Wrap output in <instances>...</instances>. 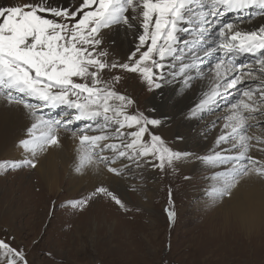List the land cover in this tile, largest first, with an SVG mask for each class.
<instances>
[{
  "label": "snow or ice",
  "instance_id": "obj_1",
  "mask_svg": "<svg viewBox=\"0 0 264 264\" xmlns=\"http://www.w3.org/2000/svg\"><path fill=\"white\" fill-rule=\"evenodd\" d=\"M121 34L132 39L118 54ZM132 76L153 96L174 85L177 106L196 97L179 114L207 121L208 150L170 142L163 134L170 118L155 104L141 110L121 90ZM9 121L21 134L19 156L0 162L6 172L36 169L43 155L71 142L72 171L93 179L63 202L73 215L99 200L125 215L140 212L127 193L141 190L143 173H175L187 163L203 166L218 185L210 206L229 205L247 182L264 184V0L0 4V124ZM168 196L172 205L171 188ZM165 214L173 226L175 210ZM15 240L11 233L0 238V264H31Z\"/></svg>",
  "mask_w": 264,
  "mask_h": 264
},
{
  "label": "rangeland",
  "instance_id": "obj_2",
  "mask_svg": "<svg viewBox=\"0 0 264 264\" xmlns=\"http://www.w3.org/2000/svg\"><path fill=\"white\" fill-rule=\"evenodd\" d=\"M170 87L157 95L167 105L159 111L172 118ZM121 90L130 93L141 110L153 98L134 76L122 82ZM204 123L181 124L167 139L178 147L185 143L187 150L200 151L212 138L211 134L202 138ZM177 134L183 141L176 140ZM34 170L0 169V238L15 235L14 244L27 247L31 264H264V214L258 230L240 234L231 216L226 220L221 207L210 206L212 188L218 185L201 165L183 164L175 173L146 170L141 190L127 193L130 206L141 211L127 215L105 200L73 215L62 207L63 202L86 192L89 185L78 178L80 190L72 195L74 189L69 186L51 193L43 190ZM169 206L176 212L171 227L165 214ZM48 251L54 259L45 255Z\"/></svg>",
  "mask_w": 264,
  "mask_h": 264
},
{
  "label": "bare ground",
  "instance_id": "obj_3",
  "mask_svg": "<svg viewBox=\"0 0 264 264\" xmlns=\"http://www.w3.org/2000/svg\"><path fill=\"white\" fill-rule=\"evenodd\" d=\"M0 4H8V3H4L3 0H0ZM120 39L122 41V45L121 48L117 50L118 54H122L124 51H127V48L129 46V41L132 39V37L129 35L128 37L125 38L123 34H121ZM170 86L171 87L168 90L169 93L168 97L172 101L171 102L173 104L172 108H174V110L172 108L171 109L175 112L174 113L175 117L170 118L168 117L169 115L166 114V117L170 118L169 123L166 125V127L163 130V134L166 138H170L171 135L175 134L177 128L181 124L187 125L188 123H190L191 126L195 124L194 121L189 122L188 120L183 119V117L179 114V111L180 108H182L185 104L187 105L193 104L195 102L196 97L190 96L187 99H185L181 105L177 106L175 105L176 96L175 93L173 92V87L175 86L174 85H170ZM164 92H166V90ZM153 104L157 105L159 110H163L164 105L165 108H167L166 102L164 100H162L161 103L159 102L158 95L153 96L152 100L149 101L148 106L151 107ZM20 134L21 133L19 130L18 123L14 121H9L0 124V157L1 158L5 157L3 159L11 160L19 156V153L14 146V142H15V138ZM211 140L203 144L201 149H199L200 151L197 150V152L203 153L207 151L208 148L211 146ZM72 148L73 146L71 142L66 141L62 149L50 151L49 153L41 157L38 167L34 170V172L37 174L38 181L43 187V190L46 189L48 190V192L50 191L51 193H55L63 186L65 187L69 186L72 189H74V191L70 192L72 195V193L80 190V187H78L76 183V180L78 178L84 181L90 187L91 183L93 182V179L90 176H85V177L78 176L71 169L72 157H73ZM180 148L187 149V144L185 143L181 144ZM186 166L188 168H192L199 165L193 163H187ZM121 189L123 190V182H121ZM221 210L225 212L223 215H225L226 220L227 218L229 219V217L231 216L233 218L232 219L233 222H237L239 224L238 230L240 234L247 235L248 231L252 232L254 230H258L259 228L257 227L261 223L259 218L260 216H262V214H264V184H261L260 182L254 180L247 182L246 184L243 185L242 189L240 190L237 199L232 201L231 204L221 207ZM263 227H264V222H263Z\"/></svg>",
  "mask_w": 264,
  "mask_h": 264
}]
</instances>
